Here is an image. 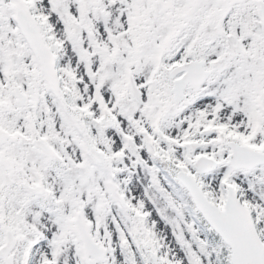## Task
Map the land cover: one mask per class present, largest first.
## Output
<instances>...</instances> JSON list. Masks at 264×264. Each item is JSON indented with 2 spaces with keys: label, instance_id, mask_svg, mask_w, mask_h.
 <instances>
[{
  "label": "snow or ice",
  "instance_id": "snow-or-ice-1",
  "mask_svg": "<svg viewBox=\"0 0 264 264\" xmlns=\"http://www.w3.org/2000/svg\"><path fill=\"white\" fill-rule=\"evenodd\" d=\"M0 264H264V0H0Z\"/></svg>",
  "mask_w": 264,
  "mask_h": 264
}]
</instances>
